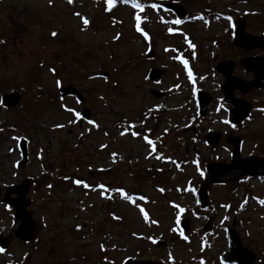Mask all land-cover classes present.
<instances>
[{
	"label": "rangeland",
	"instance_id": "1",
	"mask_svg": "<svg viewBox=\"0 0 264 264\" xmlns=\"http://www.w3.org/2000/svg\"><path fill=\"white\" fill-rule=\"evenodd\" d=\"M169 1L148 0L142 15L124 3L109 10L100 0H52L51 5L49 0H0V96H21L13 109L0 106V199L26 177L36 182L27 195L34 238L22 243L12 237L0 252V264H124L128 259L221 264L228 228L254 254L253 264H264V179L209 185L207 208L198 210L196 202V191L207 178L205 166L230 163L228 137L240 138L241 158H264V90L244 97L235 93L252 107L248 118L233 126L231 105L218 86L222 81L212 71L235 54L231 21L244 20L247 33L264 35V0ZM167 2L193 17L187 18L193 25L173 24L174 16L161 7ZM228 15L230 22L224 18ZM134 16L141 17L148 39L135 30ZM149 49L155 51L152 60L145 59ZM153 68L166 71L156 83L146 81ZM66 86L79 90L82 105L58 97ZM154 89L166 97L154 99L149 95ZM197 92L212 98L202 118ZM82 107L92 112L98 128H79V120L65 110L80 113ZM209 132L220 134L217 146L206 145ZM144 137L154 142L152 156ZM22 140L28 159L24 169H17ZM74 179L91 187H78ZM101 184L109 199L92 190ZM117 188L146 197L147 203H137L148 213L147 221L136 205L112 191ZM173 204L185 209L179 224L187 221L186 232L176 223ZM16 228L14 212L0 204V236L13 235Z\"/></svg>",
	"mask_w": 264,
	"mask_h": 264
},
{
	"label": "water",
	"instance_id": "2",
	"mask_svg": "<svg viewBox=\"0 0 264 264\" xmlns=\"http://www.w3.org/2000/svg\"><path fill=\"white\" fill-rule=\"evenodd\" d=\"M178 17L184 16V12L180 9V7L175 5L169 6ZM237 26V34L235 35L234 43L236 46L241 47L245 50H252L255 48H261L264 49V37H254L251 35H247L244 33L245 30V22L244 21H238L236 23ZM154 53L150 52L147 54V58H153ZM249 60V63L245 62L243 65L247 66L248 71H253L255 77L257 78L256 82L254 83V86L260 87L261 82H264V59L262 61H254ZM163 74V72L159 69H153L147 76L149 80H157L160 78V76ZM226 77V83L222 87V89L225 92V96L231 99L233 102L235 109L231 112L234 116L233 123L237 124L241 122L246 115L248 114L249 105L245 104L244 102H238L234 101L232 99V92L238 88L242 93H247L251 87L252 84H245L239 81H236L228 76ZM151 94L154 95L156 98L161 97L163 94L155 91H151ZM61 96H71L75 95L79 100H81V97L78 95V93L71 87H68L62 91H60ZM201 97V106L205 105L207 100L205 99L206 96L203 94H200ZM19 101V96L17 94H10V95H4L1 99V103L4 107H14ZM84 115L86 118L89 116V112L85 111ZM209 142L212 144H216L218 137L215 135H210ZM231 144L233 146L232 151V163L231 165H225V164H211L207 166V170L209 172V178L207 182L204 184V187H202L198 191V202L201 206V208H204L207 206V199H206V189L205 186L208 184H220V183H226L229 181H238L242 176L249 175H262L264 176V161L257 159V158H251L247 160H241L239 157V151H238V144L239 140L233 139L231 141ZM22 152L24 155L23 161L19 164L20 167H23L25 164V145L22 144ZM32 181L30 179L24 180L19 186H14L6 189V196L4 198V202L7 203L9 206H11L16 211V220L20 221V225L15 233V236L23 241H29L33 237V231H34V224L31 220L29 212H27L26 208L29 205V201L26 199V194L28 193L29 187L31 185ZM15 193L17 195V198L10 199L9 195ZM186 227V226H185ZM227 238L229 242V248L228 251L222 256L221 261L224 264H252L254 261V256L250 252L243 249L241 246L240 240L237 236V234L229 229L227 233ZM9 242V238H0V246L2 248H5ZM124 264H154L152 262H134L132 260L126 261Z\"/></svg>",
	"mask_w": 264,
	"mask_h": 264
},
{
	"label": "snow or ice",
	"instance_id": "3",
	"mask_svg": "<svg viewBox=\"0 0 264 264\" xmlns=\"http://www.w3.org/2000/svg\"><path fill=\"white\" fill-rule=\"evenodd\" d=\"M67 2H68L69 4H72V3H73V0H67ZM115 2H116V0H106V3H107V6H108V9L113 8L114 5H115ZM121 2L124 3V4H128L129 2H131V6H132V8L137 9V10H139V11H143V7H142L139 3H137L136 0H121ZM51 3H52V0H49V4H50V5H51ZM151 7H152V8H156L157 5L153 4V5H151ZM74 15H80V14H79V13H74ZM224 18H225L226 20H228L229 22L231 21V17H224ZM200 19H203V17H200ZM134 20H135V30H136L137 32H139V33L144 37V39H148L147 34L144 33V32L142 31L141 27H140L141 17H140V16H134ZM83 23H84L85 25H87V24L89 23V21H88L87 19H84V20H83ZM172 23H174V24H180L181 21H180V20H174V21H172ZM204 23H205V25H207L208 21L205 20ZM169 32L171 33L172 30L169 29ZM51 35H52L53 37H55V36L57 35V33L52 32ZM117 38H118V35H117V37H114V39H117ZM185 39L187 40V37H185ZM0 43H3V41H0ZM189 47H194V45L189 44ZM173 51H174V50H173ZM181 62L184 64V67L187 69V67H188V63H187V61H183V60H182ZM49 72H52L53 74H55V70L52 69V68H49ZM188 75H189V78L191 79L192 74H191L190 71H189ZM90 79H91V77H90ZM56 86H57V87H60V86H61V82H60L59 80L56 81ZM62 107H64V106L62 105ZM65 110L68 111V112L73 113V115H74V117H75L76 120L81 119V115H80V113H79V112H76L74 109H71V108H65ZM261 111L264 112V109H261ZM72 122H75V120L72 121ZM224 123H228V121L225 120ZM88 124H90L92 127H95V128H98V127H99V125H97V124H96L94 121H92V120H89V121H88ZM57 127H63V125H57ZM129 127H135V125H130ZM0 131H3V130L0 129ZM105 135H107V133H105ZM120 135H121V136L125 135V132L122 131V132L120 133ZM131 135L135 137V136H138V135H141V134L138 133V132H132ZM13 139H15V137H14ZM144 139H145L146 144L149 145V146H151L150 149H149V153H148V155H149V156H152V155L156 152V149H155V146H154V142H153L151 139H148L147 137H144ZM101 147H106V146H105V145H102ZM112 155L115 156V153H113ZM146 158H148V157H146ZM155 158H156V159H162V157H161V156H158V155H157ZM101 171H103V170H101ZM201 175H203V173H201ZM72 183L75 184V185L78 186V187H83V188H85V189H88V188L91 187V186H90L89 184H87L85 181L80 180V179H74V180L72 181ZM49 187H51V185H49ZM97 188L100 190V191H99V194H100L101 197H103V198H105V199H109V198H110V197L106 196V193L108 192V188H107V187H105L104 185L101 184V185H98L96 188H92V190L95 191V190H97ZM112 191L118 193L119 196H120L124 201H127V202L130 203V204H134V205H136V206L139 208V212H140V214L143 216L144 220H145V221L148 220L149 217H148V213L146 212L145 208H144V207H139V204L137 203V202L140 201V200H144L145 203H147V199H146V197H144L143 195H139V196L131 195V194L127 193L124 189H120V188L113 189ZM158 191L163 192V189H158ZM189 191H191V190L189 189ZM262 203H264V202H262ZM172 207L175 208V209L177 210V219H176V223L179 224V222H180V214L183 213V212L185 211V209L182 208V207H180L179 205H176V204H173ZM112 218H113V219H119V217H116V216H114V215H113ZM153 223H155V221H153ZM77 230H79V225H77ZM172 231H176V229H172ZM185 239H186V237H185ZM152 242H153V243H156L155 240H153ZM100 247H101V251H104V250H105L104 247H103V245H101ZM3 251H4L3 249H0V252H3ZM169 259L171 260V257H169ZM202 264H203V262H202Z\"/></svg>",
	"mask_w": 264,
	"mask_h": 264
},
{
	"label": "flooded vegetation",
	"instance_id": "4",
	"mask_svg": "<svg viewBox=\"0 0 264 264\" xmlns=\"http://www.w3.org/2000/svg\"><path fill=\"white\" fill-rule=\"evenodd\" d=\"M235 53V56H231L228 58V61L230 62H233V69H232V75L233 76H236V77H239L241 79H244V80H251L252 77L250 74L246 73L240 66H239V61L240 59H242L243 57H250V58H254V57H264V51L262 50H257L255 51L253 54L250 53V55H244V56H241L239 58V54L240 53H245L241 50H236L234 51ZM238 59V60H237ZM240 72L242 73V75H240Z\"/></svg>",
	"mask_w": 264,
	"mask_h": 264
},
{
	"label": "trees",
	"instance_id": "5",
	"mask_svg": "<svg viewBox=\"0 0 264 264\" xmlns=\"http://www.w3.org/2000/svg\"><path fill=\"white\" fill-rule=\"evenodd\" d=\"M160 179H161V177H160Z\"/></svg>",
	"mask_w": 264,
	"mask_h": 264
}]
</instances>
